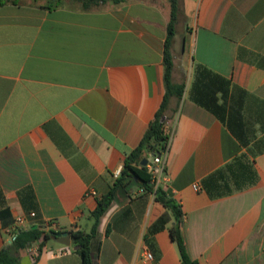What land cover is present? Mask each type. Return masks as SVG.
I'll use <instances>...</instances> for the list:
<instances>
[{
    "label": "crops",
    "instance_id": "0c3cea01",
    "mask_svg": "<svg viewBox=\"0 0 264 264\" xmlns=\"http://www.w3.org/2000/svg\"><path fill=\"white\" fill-rule=\"evenodd\" d=\"M164 173L151 190L114 171L140 144L164 99L169 0H128L83 9L63 0L0 6V251L18 218L26 227L90 232L98 200L116 196L91 240L93 264H184L165 190L182 211L181 234L197 264H264V153L256 183L211 198L203 180L245 149L189 98L206 66L264 101V0H179ZM154 156H149L152 162ZM148 173V172H147ZM151 177V176H150ZM94 193V194H93ZM35 213L32 217L31 214ZM54 241V240H49ZM45 241L16 264H83L73 245ZM146 252L153 255L145 258Z\"/></svg>",
    "mask_w": 264,
    "mask_h": 264
},
{
    "label": "trees",
    "instance_id": "16d2710c",
    "mask_svg": "<svg viewBox=\"0 0 264 264\" xmlns=\"http://www.w3.org/2000/svg\"><path fill=\"white\" fill-rule=\"evenodd\" d=\"M70 1L78 2L83 9L88 10L100 4L108 2L121 4L128 0ZM5 2L6 0H0V6ZM48 2L52 3L53 7H58L63 0H48ZM169 3L171 16L164 50L166 93L140 144L127 156L121 175L117 179V187L122 183L123 176H134L138 178L144 189H152L151 177L147 173L146 166H142L141 163L150 155L156 156L166 151L171 133L169 126L171 118L168 116L167 110L171 99L181 97L185 89L183 84H176L173 81L174 58L172 48L180 11L179 0H169ZM189 98L220 120L239 142L241 148L245 149V152L238 155L223 168L205 178L203 189L211 198H219L254 185L258 179L255 159L264 153V101L201 64L194 67ZM117 187L112 188L98 200L97 207L91 214L94 223L90 232H71L72 245L79 247L75 252L80 255L83 264H93L91 240L96 234L101 218L115 199ZM156 199L170 209L175 216L176 223L170 228V235L178 247L182 262L184 264H197L190 259L181 234L180 226L183 214L180 206L162 188L157 190ZM57 233L62 232L45 231L38 227L19 231L14 243L0 251V264H16L18 262L16 254L20 250L28 248L36 241H41L42 246L45 241L52 240V235Z\"/></svg>",
    "mask_w": 264,
    "mask_h": 264
},
{
    "label": "built area",
    "instance_id": "2783aa9c",
    "mask_svg": "<svg viewBox=\"0 0 264 264\" xmlns=\"http://www.w3.org/2000/svg\"><path fill=\"white\" fill-rule=\"evenodd\" d=\"M166 154V151L163 154L160 155H156L153 157L152 162H148V164L146 165L147 168V172L148 174L151 176L152 179V183L154 185H156L157 183H160L161 178L163 177V173H164V167H163V162H164V156ZM123 166H119L115 171H114V176L117 178L121 175V172L123 170ZM194 189L197 191L202 190V186L200 184H194L193 185ZM94 194V193H93ZM32 217L35 216V213L31 214ZM25 219L24 218H18L15 222L14 228H12V231H10V236H9V240L7 242L8 245L13 244L14 241L16 240L17 234L19 231L21 230H25L28 229L30 227H26L25 226ZM49 230H53L58 232L59 228L55 225V224H49L48 225ZM48 230V231H49ZM37 242H33L28 248H29V252L30 254L36 258L38 256V254L40 253V245L38 246ZM67 248H65V250L62 251H58L56 253H54V255H63L69 252V247L66 246ZM145 258L147 260H152L153 259V255L149 252H146L145 254Z\"/></svg>",
    "mask_w": 264,
    "mask_h": 264
},
{
    "label": "water",
    "instance_id": "95a60500",
    "mask_svg": "<svg viewBox=\"0 0 264 264\" xmlns=\"http://www.w3.org/2000/svg\"><path fill=\"white\" fill-rule=\"evenodd\" d=\"M148 159H144L142 161V166H146L148 164ZM34 229L37 228V226L33 227ZM52 240L56 241L59 244H62L64 246L70 247L72 245V235L70 232H63V233H57L52 235ZM79 247H74V250H78Z\"/></svg>",
    "mask_w": 264,
    "mask_h": 264
},
{
    "label": "rangeland",
    "instance_id": "374dc122",
    "mask_svg": "<svg viewBox=\"0 0 264 264\" xmlns=\"http://www.w3.org/2000/svg\"><path fill=\"white\" fill-rule=\"evenodd\" d=\"M51 244H56L54 241H49Z\"/></svg>",
    "mask_w": 264,
    "mask_h": 264
}]
</instances>
